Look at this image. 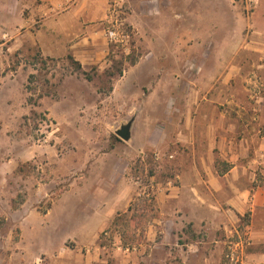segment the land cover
<instances>
[{"label": "rangeland", "instance_id": "1", "mask_svg": "<svg viewBox=\"0 0 264 264\" xmlns=\"http://www.w3.org/2000/svg\"><path fill=\"white\" fill-rule=\"evenodd\" d=\"M142 1L123 0L116 17L106 24L107 51L98 62H91L87 54L88 63L82 65L69 49L43 51L37 35L41 17L29 20L32 14L23 5L25 0H0L1 264H6L12 250L55 249L103 250L105 262L98 264H234L230 254L240 255L241 246L247 248L249 209L240 215L225 201L220 200L221 208L211 205L213 195L229 192L211 193L203 183L211 179L210 170L222 171L228 162L218 157V149L214 160L207 157L203 127L194 136L195 144L176 137V124L185 120L184 112L177 109L185 105L182 90L206 81L205 69H199L208 63H191L193 69L179 72L177 80L156 72L166 63L147 59L141 73L132 68L143 56L167 54L168 45L175 42L181 55L219 54L233 61L228 66L238 67L240 73L230 85L247 102L242 118L246 123L254 117L260 122L254 143L258 153L251 148L249 157L238 160L247 173L237 180L264 188V0ZM145 3L153 10L172 12V18L149 20L146 31H136L124 19L126 13L144 9ZM218 40L225 44L219 46ZM119 67L122 76L111 79L104 74L108 70L116 74ZM110 84L113 91L108 92ZM170 87H175L172 95ZM29 98L36 104H30ZM145 102L156 105L153 117L158 124L149 128L150 119L144 118L134 139L122 140L116 131L132 120L136 110L142 114L138 109ZM255 104L257 111L251 109ZM154 139L157 146L137 151ZM187 183L197 185L195 197H201L195 201L194 221L184 219L179 226L160 222L164 201L158 195L168 188L166 192L182 194L187 201L188 192L179 191ZM136 198L150 200V207L143 211V204L139 211L145 227L117 230L111 222L102 224L110 204L121 205L114 221ZM178 213L184 215L185 207ZM162 232L169 245L155 246L163 240ZM68 238L77 241L59 246Z\"/></svg>", "mask_w": 264, "mask_h": 264}, {"label": "crops", "instance_id": "2", "mask_svg": "<svg viewBox=\"0 0 264 264\" xmlns=\"http://www.w3.org/2000/svg\"><path fill=\"white\" fill-rule=\"evenodd\" d=\"M148 1L152 0H143L142 2L148 3ZM155 1L158 2L159 0ZM110 2L111 0H25L23 5L32 14L30 21H33L36 16L41 17L42 27L37 31V35L40 38L39 43L44 52H47L45 50L47 47L53 49L51 52H61L64 49H69L74 57L84 65L88 63L87 54L90 56L91 62H98L100 55L107 51L109 39L106 36V24L116 17V10L112 9L113 6ZM146 3L144 9L137 8L130 13H126L124 21H128L136 31H146V24L149 20H163V16L166 15L170 16V19L172 18V12H167L160 7L153 10ZM174 15L176 17L177 13L175 12ZM162 23V21L159 23L160 28H162ZM79 32L80 36H78ZM209 41L211 42L210 39ZM218 42L219 46L225 44V42L219 40ZM147 59L154 63L168 64L157 66L156 72L160 71L171 80H177L179 72H190V69H193L190 66L191 63H208L204 67L202 65L200 67V64H198L200 71L205 69L203 75L202 72L201 75L205 77L206 81L194 88H191L189 84L187 88L182 90L181 102L185 105L181 109H177L184 112L185 120L180 119V122L176 124L178 127L176 137L180 142L186 140L187 143L195 144L194 136L199 133V128L203 127L206 142L209 146L207 157L214 160L216 157L215 151L218 149V157L223 158L232 166L226 171L213 168L215 171L210 170L211 179L209 182L204 181L203 183L211 193L216 192V194L222 195V191L229 192L227 196L217 197L213 195L215 201H211V205L221 208L220 200L225 201V203L234 207L240 215L244 214L245 209H249L251 221L247 232L248 243L247 248L241 252L240 264H264V188L255 187L248 183L243 184L237 180L239 176L247 173V168L242 167L238 160L249 157L251 148L255 153H258L254 143L258 140L260 126L258 118H252V122L249 123H246L247 120H243L242 114L247 109V102L240 98L238 89L230 85L231 80L240 73L236 72L239 68H230L228 66L230 60L219 54H209L200 58L181 55L176 42L168 45L167 54L141 57L132 68V71L138 73L144 71V63L148 62ZM232 62L230 61V63ZM220 80L222 82L218 84ZM174 83L175 85L178 84L175 81ZM174 88L170 87L171 95ZM257 107L258 105L255 104L252 105L251 109L257 111ZM163 109L164 107L161 110ZM138 110L142 114L137 113L136 110L131 117V139H134L136 129L144 118L150 119L149 128L158 124L156 122L157 118L153 117L155 116L153 111H157L156 105L145 102L140 105ZM250 127L251 129H249ZM151 134V132H148V141L151 139ZM157 142L158 140L154 139L152 144L147 143L145 146H140L137 151L144 152L146 148L157 146ZM193 152L195 154V151ZM197 189V185L190 183L180 186V192L187 191L189 194L187 201L182 198V194L172 191L168 193L166 192L168 188L163 189V192L157 198L164 201L163 205L160 206L164 216H162V220L157 217L155 221L159 219L160 222H170L178 226L185 222L184 219L194 221L195 216H197L195 201L201 199V197H197V199L195 197ZM203 201L210 204V200L205 197H203ZM129 205H131L130 201L126 206ZM181 206L185 207L186 213L184 215L178 213ZM120 208L121 205L110 204L105 210L107 216L102 218V224L112 223L114 214H117ZM202 208L206 210V207L203 206ZM204 212V215H211L210 212H206V214ZM103 229L104 226L101 227L99 232ZM162 233L164 234L163 240H160L161 242L156 241L155 246L169 245L166 244L167 235L164 232ZM25 234V229L22 226L21 243H23ZM178 235L179 233L173 234V236ZM71 239L77 241V238H68L61 241L59 246L64 245ZM102 251L72 249L12 250L6 264H98L105 262L100 255Z\"/></svg>", "mask_w": 264, "mask_h": 264}, {"label": "trees", "instance_id": "3", "mask_svg": "<svg viewBox=\"0 0 264 264\" xmlns=\"http://www.w3.org/2000/svg\"><path fill=\"white\" fill-rule=\"evenodd\" d=\"M236 1L238 2L239 0H236ZM68 59L73 61L79 69L81 68V63L75 61L72 56H68ZM134 64H135V59L133 58L132 65H134ZM123 72L124 71L122 69H120V67H119V69L117 70L116 74L114 72L109 71V70L106 71L104 74H106L109 77H111V79H114L116 77V75L122 76ZM31 77H34V76L33 75L30 76V79H31ZM87 79L88 80H92V78L89 77V76H88ZM101 89H102V92H103V88H100V91H101ZM111 91H113V85L112 84H110L109 89H108V92H111ZM33 101H34L33 98H29V103L32 104V105L33 104L35 105L36 102H33ZM224 165L226 166V168L224 169L225 171L230 169V167H231L228 164H224ZM149 201H150L149 199L136 198V200L134 201L133 205L129 207L127 213L119 214L118 217L112 222L113 228H115L117 230L118 229L119 230H122V229L125 230V228L130 229V227H132V225H138L137 227H139L143 223V221L140 220L141 215L139 214V211H140V209H141L143 204H144L143 211H146L145 209L150 207V205H148ZM44 214L45 215L48 214V211L44 212ZM152 218H154V217H152ZM135 221H137L136 224H134ZM0 224H1V222H0ZM141 226L145 227V224H142ZM122 240H123V236H122ZM124 241H125V239H124Z\"/></svg>", "mask_w": 264, "mask_h": 264}, {"label": "water", "instance_id": "4", "mask_svg": "<svg viewBox=\"0 0 264 264\" xmlns=\"http://www.w3.org/2000/svg\"><path fill=\"white\" fill-rule=\"evenodd\" d=\"M132 121H129L116 131V135L124 141H130L132 138Z\"/></svg>", "mask_w": 264, "mask_h": 264}, {"label": "built area", "instance_id": "5", "mask_svg": "<svg viewBox=\"0 0 264 264\" xmlns=\"http://www.w3.org/2000/svg\"><path fill=\"white\" fill-rule=\"evenodd\" d=\"M123 2V0H115V2H114V8L113 9H115L116 10V8L117 7H120V5H121V3ZM110 35H111V37H115L116 38V36H117V34L115 33V32H111L110 33ZM243 247V248H242ZM241 252L242 251H244V246H241ZM236 253L237 252H232L231 254H230V256H229V258H230V260H231V262L232 263H234V264H239L240 263V259H241V254L240 255H236Z\"/></svg>", "mask_w": 264, "mask_h": 264}]
</instances>
